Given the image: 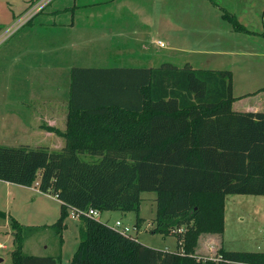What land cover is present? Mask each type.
<instances>
[{
	"label": "trees",
	"instance_id": "obj_1",
	"mask_svg": "<svg viewBox=\"0 0 264 264\" xmlns=\"http://www.w3.org/2000/svg\"><path fill=\"white\" fill-rule=\"evenodd\" d=\"M236 100L227 70L189 63L75 67L65 147L0 146V181L32 187L38 180L42 193L62 203L52 226L61 237L70 212L82 213L70 264H264V253L221 249L214 260L196 256L202 235L224 234L229 195L264 196V112L234 111ZM145 192L157 193L152 233L176 237L175 251L147 247L88 215L135 213L139 230ZM0 218L7 215L0 211ZM11 223L20 230L13 264H60L59 256L25 254L23 227Z\"/></svg>",
	"mask_w": 264,
	"mask_h": 264
},
{
	"label": "rangeland",
	"instance_id": "obj_2",
	"mask_svg": "<svg viewBox=\"0 0 264 264\" xmlns=\"http://www.w3.org/2000/svg\"><path fill=\"white\" fill-rule=\"evenodd\" d=\"M42 0H0V93L3 92V52L15 54L18 43H33L39 45V62L43 65L47 60L56 64L54 82L51 74L48 75L44 67H40L38 84L44 86V91L51 92L54 88L59 92L62 102L70 96L71 71L75 67L99 66L96 53L82 50L75 55L73 52H56L48 50L53 45L61 42L64 37L57 33L47 32V29L36 28L37 31L30 35L32 22L37 27L44 26L46 14L59 5H65L72 10L74 2L76 11L94 13L117 9L112 2L100 5H91L82 8L83 1L90 0H50L37 15L25 24V18L34 11V7ZM95 1L91 0L89 4ZM182 0H133L127 4L130 10L154 12L151 23L153 24L152 36L149 39L150 50L135 52L136 59H150L145 62V67L159 68L165 63L183 67L187 62L194 67L206 70H227L232 73L233 95L242 96L237 103L240 107H261L264 99V0H194L188 4ZM181 11L179 18L176 7ZM193 9H190V7ZM198 6V7H197ZM125 9V8H124ZM162 14L165 22L159 27V16ZM231 17H225V15ZM30 16H28L29 18ZM235 22L243 27L237 29ZM55 31V30H54ZM30 35V36H29ZM160 40L165 47H160ZM156 44V45H155ZM7 46V47H6ZM124 53H120L123 55ZM127 55H129L127 53ZM62 59V61H60ZM100 59V54H99ZM144 62V61H142ZM81 65V66H80ZM18 77L11 82L16 84ZM19 81V80H18ZM35 82V81H34ZM42 92V89H41ZM13 94V93H11ZM30 94H21L22 102L33 107ZM236 98V97H235ZM3 103V98L2 100ZM8 108L21 110L12 99ZM263 101V100H262ZM264 106V103H263ZM3 108V105H2ZM38 143H42L38 145ZM66 142L64 140V146ZM0 145L19 147L28 145L32 148H48L50 151H60L62 148L53 146L51 141L34 139L27 135V140L3 138L0 133ZM83 160L94 161L97 158L83 155ZM9 189L5 182L0 181V211L7 218H0V264H13L12 252L15 249V238L20 230H14L11 220H17L23 227V251L33 256L61 257L60 264H70L80 243V226L76 218L66 219V229L62 237L52 227L58 219L59 204L56 200L47 197H36L34 191L23 186L12 185ZM140 218L144 221L139 230H135L137 215L108 211L97 218L116 229V222H122L123 227L130 229V235L150 248L175 251L178 240L174 236L164 237L153 234L155 227L153 220L157 214V193L145 192L142 194ZM35 229L31 230L28 228ZM62 239V243H61ZM199 248V247H198ZM201 251L197 257L201 260H214L218 258L219 251L255 252L264 253V196L229 195L226 200L225 230L220 235L216 244L207 250V244L202 243Z\"/></svg>",
	"mask_w": 264,
	"mask_h": 264
},
{
	"label": "crops",
	"instance_id": "obj_3",
	"mask_svg": "<svg viewBox=\"0 0 264 264\" xmlns=\"http://www.w3.org/2000/svg\"><path fill=\"white\" fill-rule=\"evenodd\" d=\"M132 1L133 0H103L95 1L92 4H89L91 0L89 3L83 1L81 5L84 6L82 8L91 5L107 4L109 2L118 6L117 9L114 10H102L94 13L76 11L77 8L78 10L80 8L77 6L76 2H74L72 10H70L68 6L59 5L54 7L55 9L53 11L46 14V20H42L44 26L37 27L39 24L33 25L32 22L28 23L29 25L31 24V29H33L30 35L36 33V28H41L47 29L48 33L52 31V33H57L64 37L61 42L53 45L52 48L48 47L49 52L52 51L54 54L56 52L70 51L73 52L75 57L77 53L83 52L82 50L99 52L96 53V57L100 65L95 66L96 69L153 68L151 66L145 67L146 65H144L146 61H148L147 63L149 64L151 58L148 60L145 58L136 59L135 53L132 52L137 50H150L151 43L147 37L153 35L151 30L153 24L151 20L155 13L127 9V4ZM193 1L194 0H182L181 2L188 4ZM193 8V6L192 8L190 7V9ZM181 11L185 12L177 5L176 12H178V15L181 14ZM183 16L184 14L180 15L179 18ZM164 22L165 20L160 13L159 27ZM166 26L167 23L165 22L164 28ZM158 42L159 45H161V41L158 40L157 43ZM160 47H165V44ZM39 51V45L34 46L33 43L26 42L16 45L15 54L3 52V92L0 93V100L3 98V103L0 101V133L3 132V138H10L13 140H27V135L30 134V137L34 139L51 141L53 146H58L60 149L64 146V140L66 142L62 134L67 130L70 96L69 98H65L62 102L59 100V92L56 91L54 86L51 92L49 90L45 92L44 86L38 84L41 66L44 67V70L46 69L48 81H50L49 75L51 74V81L54 82V75L56 73V64L54 61L51 63L47 60L43 65H40ZM120 53L124 54L120 55ZM127 53L129 55H127ZM60 61H62V59H60ZM84 68L94 67L90 66ZM16 76L19 81L16 80V84L13 85L11 82L14 81ZM21 94H30L28 98L33 100V107H30L20 100L23 99ZM235 97L237 100L233 103L234 111L264 112V99H262L263 101L261 100V107H248L249 109L240 107L237 109V103H239L242 96ZM12 99L16 100V104L21 107V110L18 111L17 109L13 110L12 108H8V106L11 105L10 100ZM40 144L42 143H38V145ZM5 183L9 189L13 187L12 185H15L7 182ZM38 184L39 181L37 180L32 187L23 188L34 191L37 194L36 197H47L56 200L59 204L57 210L58 221L61 216L62 203L56 197L42 193L38 189ZM71 213L72 212H70V214ZM71 215L69 217H72ZM77 220L82 227V221L79 218H77ZM219 236L220 235L213 234L202 235L199 238L196 256L199 255L202 249V243L207 244L208 250L210 246L217 243ZM0 262H3V259H0Z\"/></svg>",
	"mask_w": 264,
	"mask_h": 264
},
{
	"label": "built area",
	"instance_id": "obj_4",
	"mask_svg": "<svg viewBox=\"0 0 264 264\" xmlns=\"http://www.w3.org/2000/svg\"><path fill=\"white\" fill-rule=\"evenodd\" d=\"M50 2V0H42V1H39L38 2V4H36L35 5V7H34V11H33V9L31 10L32 11V13H30L28 16H30L29 18H28V16L25 18V20H24V22H22L21 24L23 25V24H25V23H27V21H30L35 15H37L44 7H46V5L48 4ZM160 44L162 45V46H164V44L163 43H161L160 42ZM72 215V217L73 218H79L81 215H82V213H80V212H74V211H72V213H71ZM88 215L89 216H91V217H94V218H98L99 216H100V214L97 212V211H95V210H90L89 212H88ZM116 229L117 230H119L120 232H122L123 234H126V235H130V229L128 228V227H123V225H122V222H120V221H117L116 222ZM135 230H136V227H135ZM4 247H3V245H1L0 244V251L3 249Z\"/></svg>",
	"mask_w": 264,
	"mask_h": 264
}]
</instances>
